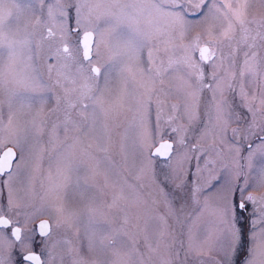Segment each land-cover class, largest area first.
Here are the masks:
<instances>
[{
	"label": "snow or ice",
	"instance_id": "6c2138e0",
	"mask_svg": "<svg viewBox=\"0 0 264 264\" xmlns=\"http://www.w3.org/2000/svg\"><path fill=\"white\" fill-rule=\"evenodd\" d=\"M0 264H264V0H0Z\"/></svg>",
	"mask_w": 264,
	"mask_h": 264
},
{
	"label": "rangeland",
	"instance_id": "374dc122",
	"mask_svg": "<svg viewBox=\"0 0 264 264\" xmlns=\"http://www.w3.org/2000/svg\"><path fill=\"white\" fill-rule=\"evenodd\" d=\"M51 106V105H49ZM46 141H47V136L45 135V137L43 138V140L41 141L42 144H46ZM259 142V141H258ZM257 142V143H258ZM203 146V145H202ZM205 148L207 147L206 146H203ZM112 151V155H113V159L116 160L117 162H121L120 160V156H119V149L118 147H114L111 149ZM189 155L191 157H193V159L191 160V164L189 165L190 169L192 172H195V165H196V160H195V156L198 155L197 153H192L190 152ZM48 160H49V155L48 153L46 152L45 153V156H44V169L46 171L47 169V165H48ZM200 164L201 166H203V161L201 160L200 161ZM125 176H127V178L129 179L130 182H134V183H138L137 181H135V177L137 175V170L136 168L131 164V162L129 161L128 165L126 166V170L124 171L123 173ZM211 177L209 175V173L207 171H205L203 173V176H202V182L204 180H209ZM173 189V186L172 185H169V191H172ZM36 191L38 194H41L42 193V189L40 188V184H39V177L37 179V183H36ZM147 191H152L154 193V188H146L145 189V192ZM182 194V193H181ZM190 210V209H189Z\"/></svg>",
	"mask_w": 264,
	"mask_h": 264
},
{
	"label": "flooded vegetation",
	"instance_id": "af4514ba",
	"mask_svg": "<svg viewBox=\"0 0 264 264\" xmlns=\"http://www.w3.org/2000/svg\"><path fill=\"white\" fill-rule=\"evenodd\" d=\"M207 145H209V142H207V141L203 142V146H206L207 147Z\"/></svg>",
	"mask_w": 264,
	"mask_h": 264
}]
</instances>
